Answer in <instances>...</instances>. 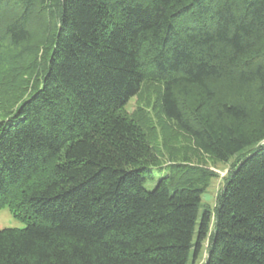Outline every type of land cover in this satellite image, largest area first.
I'll use <instances>...</instances> for the list:
<instances>
[{
	"label": "trees",
	"instance_id": "1",
	"mask_svg": "<svg viewBox=\"0 0 264 264\" xmlns=\"http://www.w3.org/2000/svg\"><path fill=\"white\" fill-rule=\"evenodd\" d=\"M146 79L197 154L122 115ZM0 264H264V0H0ZM19 91V92H18ZM8 99V98H6ZM166 174L144 188L152 170Z\"/></svg>",
	"mask_w": 264,
	"mask_h": 264
},
{
	"label": "rangeland",
	"instance_id": "2",
	"mask_svg": "<svg viewBox=\"0 0 264 264\" xmlns=\"http://www.w3.org/2000/svg\"><path fill=\"white\" fill-rule=\"evenodd\" d=\"M16 92L12 91L10 86L0 90V113L4 110L7 111L8 104L11 101L17 100L18 95L16 96ZM160 92L161 86L159 83L146 79L139 93L122 110V115L129 117L139 125L150 146L155 152L159 153L161 165L167 164L170 160L178 161L187 158L191 163L199 164L210 173L209 185L201 197V203L212 211L216 197L222 190L229 173L234 168L238 156L230 158L224 163L197 154L191 138L179 129L174 121L163 116L159 99ZM165 174V168L153 169V178L145 183L144 188L152 190ZM25 226L26 222L14 218L7 208L0 210V229H23ZM208 245L209 238L204 242L198 259L192 264H203Z\"/></svg>",
	"mask_w": 264,
	"mask_h": 264
}]
</instances>
